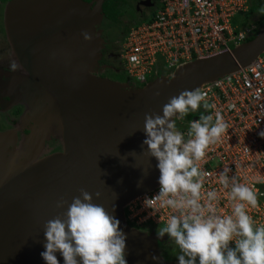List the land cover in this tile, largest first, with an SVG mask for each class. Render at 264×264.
I'll list each match as a JSON object with an SVG mask.
<instances>
[{"label":"water","instance_id":"obj_1","mask_svg":"<svg viewBox=\"0 0 264 264\" xmlns=\"http://www.w3.org/2000/svg\"><path fill=\"white\" fill-rule=\"evenodd\" d=\"M102 1L7 2L24 66L41 83L35 91L48 92V106L56 102L58 118L54 112L49 126L55 130L58 125L63 148L28 165L8 166L3 162L11 143L0 135V264H44L39 255L43 224L62 217L80 190L98 192L92 202L119 221L126 264H159L146 236L130 227L124 215L133 197L157 185L156 162L142 143L144 115H159L170 97L244 67L264 50L263 24L250 40L182 63L169 77L157 76L142 87L118 84L88 73L101 48L93 26L101 19ZM60 198L66 203L57 208ZM57 260L62 264L59 253Z\"/></svg>","mask_w":264,"mask_h":264},{"label":"clouds","instance_id":"obj_2","mask_svg":"<svg viewBox=\"0 0 264 264\" xmlns=\"http://www.w3.org/2000/svg\"><path fill=\"white\" fill-rule=\"evenodd\" d=\"M238 15L246 21L241 26L235 25L237 29L250 23L255 25L241 44L250 40L249 37L253 38L264 24V4L250 0L248 12ZM146 19L130 22L121 41L132 26ZM11 67L15 69L16 65ZM173 70L157 76L169 77ZM136 84L137 87L145 85ZM153 95H159V92ZM213 107L201 90L185 89L170 97L159 115H144L142 143L156 162L158 190L151 197L145 196L142 204L150 214L160 209L169 210L156 235L163 237L166 234L168 241L176 246L177 264H264V224H257L246 210L257 206L256 193L251 187L238 183L234 176L228 175L229 168L224 167L218 182L227 189L230 213H217L219 196L215 189L208 190L203 198L201 196L205 173L198 162L203 159L208 146L215 143L227 128L219 111L214 114L209 111ZM198 109H203L198 117L189 115ZM260 117H264V109ZM183 120L187 126L185 132L178 130L183 126L178 121ZM256 134L264 139V129ZM93 195L98 197L99 193L80 190V195L72 197L62 217L44 222L43 251L39 253L44 264H59L57 253L62 257V264H126L125 235L118 228L119 221L103 206L93 203ZM140 195L133 197L124 208L128 225L137 229L146 224H161H135L128 219L127 207ZM65 203L60 198L55 206L60 208Z\"/></svg>","mask_w":264,"mask_h":264},{"label":"built area","instance_id":"obj_3","mask_svg":"<svg viewBox=\"0 0 264 264\" xmlns=\"http://www.w3.org/2000/svg\"><path fill=\"white\" fill-rule=\"evenodd\" d=\"M249 1L159 0L150 16L123 37L118 49L123 70L136 83L146 84L182 63L229 51L255 28L252 23L238 29L232 24L235 15L248 12ZM199 90L214 106L209 111H219L227 126L198 162L205 173L201 196L215 189L217 213H230L227 189L218 182L220 171L228 167L229 176L256 193L257 206L246 210L257 224H264V139L256 134L264 129V117H260L264 109V50L246 66L203 84ZM178 123L183 125L178 130L185 132L186 122ZM157 190L158 184L128 205L130 221L165 223L168 209L150 214L142 204L145 196L151 197Z\"/></svg>","mask_w":264,"mask_h":264},{"label":"rangeland","instance_id":"obj_4","mask_svg":"<svg viewBox=\"0 0 264 264\" xmlns=\"http://www.w3.org/2000/svg\"><path fill=\"white\" fill-rule=\"evenodd\" d=\"M152 1L156 2V0ZM141 4L147 5L145 1ZM6 5L7 2L3 5L0 3V135L11 143L10 153L3 162L4 165L19 166L34 163L48 155L59 154L62 152L63 143L58 125L55 130L49 126L54 112L56 116L53 118L55 120L58 118L56 102L48 106L47 103H44L48 92L35 91L36 88H40L41 83L24 66L25 60L22 56L24 49L20 44V39L13 34L10 10L6 9ZM154 7L155 4L153 7L144 8L140 14L142 19L148 18L150 12L156 9ZM121 9L123 15L119 16L117 21L107 20L101 15L100 21L94 23L93 28L101 39V48L93 56L88 73L96 77L108 78L118 84L128 83L132 87H137L135 81L128 77L124 70L116 72L113 69H108L107 66V58H113L106 56L105 53V49L110 47L106 40L107 31L113 33L115 40H120L124 35L122 30L126 29L130 20L134 17L135 19L139 18L138 14H133L132 6L121 5ZM92 10L95 11L94 7ZM232 21L233 24L239 25V22L242 24L246 19L237 14L232 18ZM259 26L260 24H258ZM109 63L113 65L110 60ZM12 64L16 65L15 69L11 67ZM164 73L167 72L164 71ZM47 106L53 108L51 109L52 113L43 111L48 108ZM202 111L203 109H198L197 112H190L189 115L198 117ZM155 227L152 225L149 229L137 228V230L146 236L147 239H145L154 248L159 264H177L176 246L168 241L166 234L163 237H158L156 235L158 230Z\"/></svg>","mask_w":264,"mask_h":264},{"label":"flooded vegetation","instance_id":"obj_5","mask_svg":"<svg viewBox=\"0 0 264 264\" xmlns=\"http://www.w3.org/2000/svg\"><path fill=\"white\" fill-rule=\"evenodd\" d=\"M85 1H91V0H85ZM118 1H122V0H118ZM143 1H145V3H147V5H148L149 8L150 7H153L154 4H155V7H156L157 6V2H158L157 0H156V2H154L152 0H123V4L122 5H125V6H128V7H131L132 6V9H133V12H134L133 14H136V15L138 14L137 16H139L138 19H135V17H134L133 19L130 20V22L133 23L135 21L142 20V16L140 14L142 13V11H143L144 8H148L147 5L141 4V2H143ZM122 13H123V11H122ZM122 15L123 14H120L119 16L121 17ZM119 16H118V18H119ZM102 17L105 18L104 16H102ZM122 32H124V30H122ZM106 36H107L106 40L108 42V46H110V47H108L107 49H105V53L107 54L106 56H108V57L109 56H112L113 57L112 59L107 58V62H108V65L107 66H108V69H113L116 72H120L123 69V67H122L121 61H120V59L118 57V53H116V52L119 49V43H120L121 39L119 40L117 38L118 40H115V38L113 36V33L112 32H109V31H107ZM112 47H114V48H112ZM109 60L111 62H113V65H111L109 63ZM114 67H116V68H114ZM150 226H152V225L151 224H146V225H144L140 229H143V228L149 229Z\"/></svg>","mask_w":264,"mask_h":264},{"label":"trees","instance_id":"obj_6","mask_svg":"<svg viewBox=\"0 0 264 264\" xmlns=\"http://www.w3.org/2000/svg\"><path fill=\"white\" fill-rule=\"evenodd\" d=\"M10 0H0L1 5L8 2ZM85 1V0H84ZM259 4H264V0H258ZM123 4L122 1L118 0H103L101 3V11L102 15L107 20L117 21L118 16L121 14V5ZM253 10V8H251ZM252 37H249V39ZM163 224L156 225V230H159L160 227H162ZM167 238V236H166ZM168 239V238H167Z\"/></svg>","mask_w":264,"mask_h":264},{"label":"crops","instance_id":"obj_7","mask_svg":"<svg viewBox=\"0 0 264 264\" xmlns=\"http://www.w3.org/2000/svg\"><path fill=\"white\" fill-rule=\"evenodd\" d=\"M239 25H241V22L238 23ZM235 25V24H234ZM239 25H236V26H239Z\"/></svg>","mask_w":264,"mask_h":264}]
</instances>
